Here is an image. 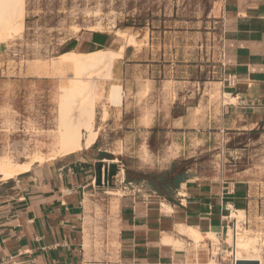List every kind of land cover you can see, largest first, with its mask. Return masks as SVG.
I'll return each instance as SVG.
<instances>
[{"label": "crops", "instance_id": "obj_1", "mask_svg": "<svg viewBox=\"0 0 264 264\" xmlns=\"http://www.w3.org/2000/svg\"><path fill=\"white\" fill-rule=\"evenodd\" d=\"M213 10L218 42L215 69L207 74L197 75L179 59L204 32L166 30L156 47L147 48L144 59L153 58L145 66L132 63L141 60L139 51L129 52L135 44L125 45L114 61L123 97L120 104L110 102L117 109L106 121L124 131L127 149L133 138L149 143L158 132L167 147L185 153L189 143L194 152L201 137H235L264 127V0H217ZM122 39L83 28L68 38L66 52L118 49ZM99 46L106 48L94 49ZM3 75L0 70V96L10 83H22ZM99 137L89 148L30 161L27 170L0 178V264H232L227 226L232 217L237 226L233 211H243L242 225L245 217L253 222L264 215L262 178L250 170L206 177L188 168L163 190L128 181ZM166 151L153 160L161 170L180 157L166 158ZM100 162L117 165L109 185L97 181Z\"/></svg>", "mask_w": 264, "mask_h": 264}, {"label": "rangeland", "instance_id": "obj_2", "mask_svg": "<svg viewBox=\"0 0 264 264\" xmlns=\"http://www.w3.org/2000/svg\"><path fill=\"white\" fill-rule=\"evenodd\" d=\"M216 1L25 0L22 28L18 27L0 37V41H3L0 44L4 46L0 52V70L4 78L13 82L22 80L21 84L10 83L6 94L0 96V132L5 134L0 136V157H7L13 163H21L35 161L37 156L41 157L38 160L43 161L62 154L57 139L58 102L64 87L69 86L74 70L71 63L63 61L61 54L69 49L67 40L77 34V28L99 29L94 31L105 33L117 43L120 40L123 42L117 31L134 35L138 43L131 46L129 52L139 51L138 59L141 60H134L132 63H142L144 66L153 58L150 54L144 59L147 48H151V43L156 47L166 30L204 32L199 45L193 44L194 47L189 51L182 50L179 59L186 62L184 64L188 65V69L197 75L202 71L207 74L209 70L215 69L216 62L214 49L218 42L216 36L219 28L218 23H215L213 10ZM97 25L100 28H96ZM98 48L106 46L94 49ZM155 59L156 63L162 64L164 56L160 58L158 54ZM113 83H120L116 76L104 81L103 96L96 104L94 128L100 134L99 144L102 149L117 158L116 163L123 165L126 170L143 173L165 171L153 165L155 156L165 149L169 151L164 154L166 158L179 155L175 161L183 163L186 170L191 168L195 175L214 177L219 172L238 174L250 170L253 172L252 177L262 178L264 181L262 126L248 131L246 135L235 137L213 136L207 141L201 137L193 142V149H197L194 152L188 149L189 143L185 153H180L178 147H167V139L158 132L150 137L149 143L141 137L133 138L132 149H127L124 131H118L119 127L112 121H106L110 112L114 114L117 109L108 99ZM128 96L126 93L124 97ZM104 163L108 165V162ZM143 181L154 186L149 179L134 182ZM245 229L251 235L258 234L259 238H264V215L253 222L247 221L245 217L243 226L237 232L242 233ZM229 231L231 239V234L234 233L232 227L228 229V233ZM231 240H228V245L235 248ZM261 253L264 262V247Z\"/></svg>", "mask_w": 264, "mask_h": 264}, {"label": "bare ground", "instance_id": "obj_3", "mask_svg": "<svg viewBox=\"0 0 264 264\" xmlns=\"http://www.w3.org/2000/svg\"><path fill=\"white\" fill-rule=\"evenodd\" d=\"M24 17L25 0H0V37L4 33L15 31L18 27L22 28ZM96 28H100V26L97 25ZM79 30L77 28V31ZM117 32L120 37L125 38V44L123 43L118 49H100L89 53L69 51L61 54L63 61L71 63L74 70L70 84L68 87H64L58 102L59 134L57 139L59 151L62 154L78 152L83 148L91 147L96 142L98 136V131L94 128L96 104L98 99L103 96L104 81L113 78L114 61L123 55L125 45L138 43L134 35H127L122 31ZM122 97V86L111 84L108 94L110 102L115 105L120 104ZM6 158L0 157V178L13 177L18 172L25 171L30 167V161L13 163ZM40 158L37 156L36 159ZM233 212V216L237 218V226L236 229L232 228L234 231V233L231 231L232 240L230 231L227 232L228 240H231L235 245L233 252L235 249L238 259L254 258L260 260V264H264L261 253L264 247V238H259L258 234H249L248 229L243 230L242 233L237 232L242 225L241 220L244 218V214L243 211ZM234 220L236 222V219Z\"/></svg>", "mask_w": 264, "mask_h": 264}, {"label": "trees", "instance_id": "obj_4", "mask_svg": "<svg viewBox=\"0 0 264 264\" xmlns=\"http://www.w3.org/2000/svg\"><path fill=\"white\" fill-rule=\"evenodd\" d=\"M66 49L64 52L68 51ZM186 168L183 163L174 161L169 170H165L159 173H143V172H134L127 169V180L135 181L141 179H149L152 181L155 187H159L163 190L167 189L170 186H174L176 183L180 182L185 175Z\"/></svg>", "mask_w": 264, "mask_h": 264}, {"label": "water", "instance_id": "obj_5", "mask_svg": "<svg viewBox=\"0 0 264 264\" xmlns=\"http://www.w3.org/2000/svg\"><path fill=\"white\" fill-rule=\"evenodd\" d=\"M103 173L105 176L112 178L117 173V165L116 163L112 162L109 167L104 166L102 162L98 165V176L97 181L98 183L102 184V177ZM235 264H260V260L254 258H239Z\"/></svg>", "mask_w": 264, "mask_h": 264}, {"label": "built area", "instance_id": "obj_6", "mask_svg": "<svg viewBox=\"0 0 264 264\" xmlns=\"http://www.w3.org/2000/svg\"><path fill=\"white\" fill-rule=\"evenodd\" d=\"M111 179H112V178H110V177H108V176H105V174L103 173L102 184H104V185H109ZM230 226H232L233 229H234V228L236 229V222H235V220H234L233 218L231 219V221H229V225L227 226V231H228V228H229ZM229 246H230V245H229ZM230 248H231V250L233 251V248H234L233 245L230 246ZM237 260H238V258L236 257V254H233V253H232V257H231L232 264H235Z\"/></svg>", "mask_w": 264, "mask_h": 264}]
</instances>
